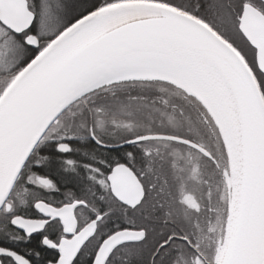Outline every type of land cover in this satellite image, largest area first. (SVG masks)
Wrapping results in <instances>:
<instances>
[{
  "label": "snow or ice",
  "instance_id": "6c2138e0",
  "mask_svg": "<svg viewBox=\"0 0 264 264\" xmlns=\"http://www.w3.org/2000/svg\"><path fill=\"white\" fill-rule=\"evenodd\" d=\"M0 264H264V0H0Z\"/></svg>",
  "mask_w": 264,
  "mask_h": 264
}]
</instances>
